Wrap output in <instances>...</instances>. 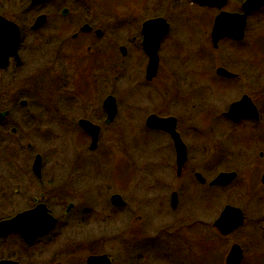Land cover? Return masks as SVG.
Returning a JSON list of instances; mask_svg holds the SVG:
<instances>
[{
	"label": "rangeland",
	"instance_id": "374dc122",
	"mask_svg": "<svg viewBox=\"0 0 264 264\" xmlns=\"http://www.w3.org/2000/svg\"><path fill=\"white\" fill-rule=\"evenodd\" d=\"M98 1L107 8L119 3L121 8L118 13L111 12L110 19L101 22L99 18L94 19L102 17L101 7L91 0H58L44 8L31 5L30 0H0L2 13L15 12L21 7L25 10L21 18L25 27L30 26L41 13L50 15L42 35L35 36L44 42L42 46H33L27 31L24 69L0 72V109L10 111L6 122L0 124V221L33 207V199L39 198L43 190L46 194L43 201L59 220L53 232L31 245L24 244L15 234L0 240V257L21 258L28 264H70L71 256L86 255L89 245H92L91 251L95 250L93 247L100 246L104 253L116 258L122 254L120 233H126L128 226L141 217L146 237L136 255L152 259L158 254H167L185 264H225L227 254L235 243L245 253L243 264H264V188L259 190L260 195L252 199L247 192L245 177L247 168L252 165L264 168V159L258 162L259 152H264V134L260 135V139L256 138L262 140L258 146L247 147L239 141L231 143L232 135L239 133L235 129L230 131L218 115L226 112L228 105L239 99L246 88L243 84L246 81L245 71L229 65L232 53L241 59L242 66L252 64L258 59L252 53L260 49L262 39L259 37L253 42L255 46L251 55L242 51L243 48L249 49L253 38L249 31L246 43L236 45L225 40L214 50L211 43L208 44L212 13L193 5L191 0ZM241 2L231 0L229 9ZM53 5L72 7L77 21L76 30L85 21H91L97 27L103 26L105 34L94 45L92 52L98 53L99 49L107 48L103 60L109 61L112 57L119 65L124 63L119 71L108 72V78L93 87L94 100L90 111L83 104H79L82 109L70 108L74 106L76 90L69 82L77 75L74 65L58 63L62 56L55 54L51 44L55 36ZM134 17L136 20H133ZM151 17L167 19L170 30L159 49L158 76L147 82L148 59L136 47L138 40L133 38L140 39V27ZM113 36L120 38L116 49L109 45L115 42ZM122 45L128 49L126 57H122L119 51ZM85 50L86 47L84 54ZM218 65L241 75L238 90L227 87L232 83L217 79L215 69ZM90 71L86 80L90 79ZM248 89L252 93L257 92L254 84ZM109 94L120 103L119 113L113 125L103 132L99 152L94 153L92 160L98 159L105 150L106 153L108 149L105 148H112L111 155L109 150L107 152V160L120 162L80 163L76 169L71 164V154L73 139L79 134L77 121L88 118L101 124L97 114L101 101ZM23 100L28 106H19ZM212 109L215 117L212 116ZM151 113L176 116L183 121V140L190 149L189 166L209 167L215 175L236 170L237 167L241 169H237L239 178L233 185L216 191L218 200L205 199L211 211L218 209L214 221L228 204L244 211L245 225L230 238L218 235L214 243L193 247L181 244L179 248L171 247L172 244L160 246L151 240L157 230L171 223L170 218L156 217L158 207L150 203L155 193L169 197V193L161 189L163 185L154 187L168 175L165 167L169 163L173 166L175 162V150L170 139L162 133L148 131L145 126ZM207 114L208 126L205 121ZM210 127L214 132L209 131ZM14 128H18L20 141L13 142L12 149H7L3 134L12 133ZM236 128L245 130L243 125ZM117 129L120 134L116 137ZM28 145H32L33 151ZM116 150L121 154H116ZM236 152H243L246 163H235L226 158V155ZM36 154L42 156L44 163L42 187L31 169ZM173 176L175 178V173ZM203 192L213 191L204 188ZM114 193L125 199L126 210H117L111 205ZM69 204H73L74 208L67 212ZM189 204L201 209L203 199L197 194L189 195L185 206ZM129 212L133 214V219ZM174 249L182 250L176 252ZM123 253L128 255L129 251L123 250Z\"/></svg>",
	"mask_w": 264,
	"mask_h": 264
},
{
	"label": "flooded vegetation",
	"instance_id": "af4514ba",
	"mask_svg": "<svg viewBox=\"0 0 264 264\" xmlns=\"http://www.w3.org/2000/svg\"><path fill=\"white\" fill-rule=\"evenodd\" d=\"M58 0H45L43 2H33V0H30V4L33 6H37V7H43L46 5H49L50 3H55ZM92 2H94V4H97L99 7H101L100 9L102 10L103 14L101 15L102 17H94V19H100L101 22H105L106 19H110L112 17V14H110L111 12H115L118 13V9L121 8L118 4L119 3H115L113 6L114 7H110L107 8L106 5L102 4L101 2H99L98 0H91ZM231 0H226L225 3L219 7V6H206L201 4L200 2H194L193 0H191L192 4L195 6H198L204 10L209 11L210 13H212L213 19H212V30L210 32V34L208 35V44L211 43V45L213 46L214 50H217L219 48V45L221 42L228 40L233 42V44L236 45H241L242 43H246V38H247V32L249 31L251 33V36L253 37L250 41V46L249 49L247 50V48H243V53L247 55V53L249 55H251L250 53L254 52V46L252 45L253 42H255V40H257L259 37L262 39V45L259 46V50L260 54H259V50L256 53H252V56L255 55L258 58L256 59V61L252 64H248V65H241V59L236 57H234V54L232 53L231 55V60L229 61V65L235 68H241L242 70L245 71V79L243 84L246 87L245 88V92L243 93V95H241L239 97V99L234 100L233 102L230 103V105H228V109L226 112H223L222 114L218 113L219 116L222 117V119L227 123V125L230 127V131L235 129V132H238L239 134H234L232 135L230 141L231 143H234L235 141H239L241 143L244 144V146L248 145H255L258 146L260 143H262V140H256V138L260 139L259 137H261L260 135L263 133L264 134V0H258L259 2V6L255 9H251L249 10L247 16H246V24H245V28H244V34H243V38L241 40H234L232 37L229 36H225L222 37L221 39H219V41L217 42V44H214L213 42V38H212V31L214 28V24L216 22V19L222 14V13H226V14H244L245 10L243 8V5L249 0H242L241 3L231 6V8L229 9V2ZM137 5V4H136ZM52 9L54 11V20H55V26H54V30H55V36L51 39V44L54 45V51L56 52L55 54L62 56L61 58H59L57 61L60 64H70V65H74L75 67V74L77 75L76 77L73 78V81L71 80L69 83L71 85H73L75 87V97H74V102L72 104H74V106L71 105V109L72 110H77V109H82L81 105L79 106V104H83L84 108L87 110L92 107V101L94 100L93 98V87L96 86L101 80L103 81L104 79L108 78V72L113 73L114 71H116L118 69H121L124 65L123 62L120 63V65L115 61V58L113 59L112 57H109V61L108 60H103V55L104 53L107 51V48L103 49H99L98 53H93L92 49L94 47V45H96L98 43V41L100 39H102V37L104 36L105 32H104V27L103 26H95V24H93L91 21H88L85 23H83L82 25H79L77 30H76V17L73 16V9L71 6H52ZM116 9V10H115ZM212 11H215L216 13L213 14ZM25 12L24 9L19 8L18 11L15 12H0V16L3 17L5 20H7L8 22H11L13 24H15L17 26V28L19 29L20 32V43L18 45V49H17V55H13L10 56L9 58V64L7 66H5L4 68L0 67V72H4L7 71L9 69H13V70H23L26 62H27V50L25 47V40L27 38V31L29 32L28 36L31 37L32 45L36 46H42L44 44V42L38 40L35 38V36L38 35H42V31L43 29H45V27L48 25L49 23V17L50 15H47L45 13H41L39 14L36 19L32 22V24L30 26H23L22 24V15ZM51 14V13H50ZM111 16V17H110ZM39 17H44V23L39 27V28H33L35 25V22L37 21V19ZM114 17L118 18L119 16L114 15ZM162 18L166 21L167 25H169V30H170V24L167 22V19L163 18V17H151L150 19L145 20L142 23V26L140 27V39L138 38H133L134 41L138 40V45L136 44V47L138 49H140L146 56V52H145V43H144V33H143V25L150 20H154V19H159ZM133 20H136V17H134ZM139 20V19H138ZM253 24V26H251ZM169 33V32H168ZM168 33L161 39L160 43H159V48H158V56H159V49L161 46V43L163 41V39L168 35ZM115 36V35H114ZM113 36V37H114ZM118 37V36H116ZM114 37L113 39L115 40V42L113 41L111 44L109 45H113L114 49L117 48V45H119L117 42L119 41L120 38H116ZM34 39L36 41H34ZM46 39V38H45ZM128 40V39H127ZM49 41V40H48ZM248 41V40H247ZM128 42L131 43V41L128 40ZM86 47L85 50V54L83 53V49ZM134 48V49H137ZM119 51L122 55V57H126L127 53H128V49L125 45L120 46ZM249 51V52H248ZM124 52V53H123ZM112 56V55H111ZM148 59V63H149V58L147 56ZM148 63L146 66V73H145V78L147 80V82H152L155 78H157L158 73H159V69L158 68V72L155 78H153L152 80H148L147 79V67H148ZM159 65H160V58H159ZM219 69H224L225 71H227L230 76H224V75H220L218 74V70ZM91 70V71H90ZM91 73V75H89L90 79L86 80V75L89 73ZM215 74L217 79L222 80L224 83H232L229 86H227L228 88H236L239 85L238 80H240V74L235 73V72H231V70L225 68L222 65H218L216 66L215 69ZM254 74H257L254 76ZM248 78V79H247ZM74 79H76L74 81ZM118 77H115V80H117ZM223 83V84H224ZM251 84H254L257 92L252 93L249 89L248 86H251ZM224 86V85H223ZM224 87V88H227ZM91 94L92 95H88L85 92ZM238 90V89H237ZM238 94V93H237ZM113 97L114 99V104H115V115L113 117V120L110 123H107L108 121V112L107 109L105 107V103L108 100V98ZM244 97L248 98L250 100V104L256 108L257 110V117L255 115H253V112L250 110H247L245 112L244 115H248L238 121H235L227 116H225L231 106H233V104L240 102ZM80 101V102H79ZM102 105L100 106V111L98 112L97 116L99 119V122L101 124H97L93 121H91L88 118H80L77 121V130H79V134H76V136L73 139L72 142V154H71V164L73 163L74 167L77 169L76 166H78L80 163H119L120 161L113 159L111 161L107 160V152L109 150L111 155V151H113L112 148H105L108 149L107 152L105 153V151H103V155L98 156V159L92 160V157L94 155V153H96V151L99 150L100 147V142H101V137L102 134L105 130H108L113 123L116 121L118 113H119V105L120 103L117 101V98L114 95H108L104 98L103 101H101ZM20 105L22 107H26L27 105V101L23 100L19 102ZM25 103V104H24ZM263 103V104H262ZM78 104V105H77ZM262 104V105H261ZM1 112H7V115L5 117V119L3 121H0V124H3L4 122H6L7 118L10 115V111L9 110H2L0 109ZM219 112V111H217ZM212 116L215 117L216 113L214 111V109H212ZM208 114H210L208 112ZM208 114L205 116V121H206V125L208 126ZM152 115H156L157 117L160 118H169V117H174L177 120V132L179 133V135L181 136V140L183 141V143L186 146L187 149V160L185 162V164L182 166V168L180 170H178V166H177V155H176V150H175V146H174V140L172 139V137L165 131L163 130H154V129H150L146 126V122H145V126L147 128L148 131H153L154 133H162L164 134L166 137H168L170 139V141L172 142L173 148L175 150V162L173 164V166H171V163H169L166 167H165V173L168 172V175H166L163 178V181H159L157 183L162 182L161 184H157L155 185L154 188L159 187L160 185H163L161 187L162 190H164L167 193H169V197L166 195H161L158 196L156 195V193L153 195V197L151 198V204L156 205L158 207L157 209V216H163L165 219L170 218L171 223L167 226V227H162L161 229L157 230L156 233L153 235V238L151 239L155 244L160 245V246H164L167 244H172L171 247L174 248H179L181 246V244H188L191 247L193 246H200L201 244L204 243H214V239L217 237L218 235L227 238L230 236H232L234 233L230 234L229 236H223L220 232L219 229L215 226L218 218H220L221 213L219 214V216L216 218V220L214 221L213 218L214 216L217 214L218 209H214L211 211L210 207L206 204L205 199L208 200H213L214 202L217 199V190L220 189H224L227 187H230L231 185H233L237 179L239 178V171H237V169H239L237 167L236 170H230V171H222L219 173H216L217 175H215V172L213 169L209 168V167H203L202 165H196V166H189V150L187 144L184 142L183 140V128L181 127L183 125V121L180 118H177L176 116H162L160 113H151ZM149 115V116H150ZM217 115V116H218ZM148 116V117H149ZM147 117V118H148ZM103 120V122H102ZM147 120V119H146ZM82 121H87L90 122L91 124L99 127L100 129V133H99V138H98V142L96 144V148L95 149H91V145H92V137L90 134H88L81 126V122ZM243 125L245 128V130H242L240 128H236L238 126ZM226 126V127H228ZM209 131H213L212 127L209 128ZM17 132H18V128H14L12 129V133H8V134H3V141L6 142L7 144V149H12V143L13 142H17L20 141V138L17 136ZM75 132V131H74ZM77 132V131H76ZM120 131H118V129L115 131V135L116 137L120 134ZM214 132V131H213ZM119 133V134H118ZM118 141V139H117ZM260 141V143H259ZM28 148L32 150V145H28ZM117 149V148H116ZM99 152V151H98ZM116 152V154H121L119 150L114 151ZM100 153V154H102ZM39 154H36L33 160V163L35 161L36 156ZM42 157V156H41ZM226 158L229 159L230 161H233L235 163H246L244 156H243V152H236V153H232V154H228L226 155ZM264 159V152L260 151L258 154V162H262ZM124 163V162H121ZM150 163V162H149ZM105 165V164H103ZM33 166V164H32ZM31 166V169H32ZM73 167V168H74ZM43 169H44V163H43V158H42V169H41V178H38L37 176H35V174L32 173L34 175V177H36V179L38 180V183L42 185V180H43ZM248 171L245 174L246 177V182H247V192L250 194V197H252V199L256 198L258 195H260V189L264 188V183L262 182L263 177H264V168L261 167V169L259 167H255L254 165L251 166V168H247ZM241 170V169H239ZM173 173H175V178L173 176ZM235 174L236 177L235 179L227 186H221V185H214L213 182L216 180V177H218L220 174ZM119 182V181H118ZM211 189L213 192H206V194H204L203 189ZM125 189V188H122ZM115 194V193H114ZM200 195L203 199V207L201 209H197L195 206L193 205H186L187 203V197L189 195ZM46 194L43 192L40 193V197L39 198H34L33 202L34 205L33 207H35L37 204L43 203L46 204L43 199L44 196ZM115 195H119V194H115ZM113 196V195H112ZM121 196V195H120ZM248 196V195H247ZM122 197V196H121ZM123 198V197H122ZM35 200H38L37 202H35ZM124 202L126 203L125 206H121V207H116L113 206L110 200V203L113 207H115V209L117 210H121L124 211L127 209V202L125 201V199L123 198ZM226 206H231V207H235L238 208L236 206L233 205H226ZM225 206V207H226ZM33 207L29 208L28 210L32 209ZM47 207L49 208V206L47 205ZM222 208L223 210L225 209ZM74 208V205L72 204V209ZM50 209V208H49ZM71 209V210H72ZM244 215V223L241 226V228L245 225L246 222V216L244 211L239 208ZM51 210V209H50ZM222 210V211H223ZM52 212V210H51ZM130 213V212H129ZM53 214V213H52ZM131 218L133 219V214L130 213ZM214 222H213V221ZM137 222H135L134 224H130L128 226V229L126 230V233H124V231H122L119 235V239H120V243H121V249H122V254L120 256H117L116 258L106 254L103 252V250L101 249L102 247L100 246H96L98 247L96 249V247L93 249H96L94 251H89L87 252L86 255H75V256H71L69 258V262L70 264H89L88 260L91 256H102V255H107L108 260L110 261L109 264H185L184 261H180L177 259H174L175 256H166V255H162V254H158L156 255L154 258L151 259V257H147V256H141V255H136V253L138 254L139 251V245L140 243H142L144 241L143 238H145V227L143 225H141L142 222V218L138 217ZM131 226V227H130ZM130 227V228H129ZM57 228V227H56ZM240 228V229H241ZM239 230V229H238ZM237 230V231H238ZM236 231V232H237ZM17 235V234H16ZM217 235V236H216ZM11 235H9L8 237H10ZM19 236V235H17ZM20 237V236H19ZM7 238V237H6ZM21 238V237H20ZM5 239V238H4ZM3 239V240H4ZM171 239V240H169ZM2 240V239H0ZM22 240V239H21ZM213 241V242H212ZM102 242V241H100ZM154 244V245H155ZM235 244V243H234ZM95 245V244H94ZM92 245H89V248L91 249ZM156 246V245H155ZM88 247V246H87ZM124 251H129L128 255L123 253ZM182 250V249H180ZM179 250V251H180ZM174 251H178L177 249H174ZM178 251V252H179ZM191 252V251H190ZM163 253V249L162 252ZM164 254V253H163ZM199 257L200 255V251L198 253ZM159 259V261L157 259ZM245 258V256H244ZM244 258H243V262H244ZM14 260L13 258H10V256L6 257V256H1L0 260ZM116 259V261H115ZM261 259V258H258ZM14 261L23 263V264H28L23 261H21V258H16ZM242 262V264H243Z\"/></svg>",
	"mask_w": 264,
	"mask_h": 264
},
{
	"label": "water",
	"instance_id": "95a60500",
	"mask_svg": "<svg viewBox=\"0 0 264 264\" xmlns=\"http://www.w3.org/2000/svg\"><path fill=\"white\" fill-rule=\"evenodd\" d=\"M45 0H33V2H43ZM194 2H200L206 6H219L221 7L226 0H193ZM258 0H249L244 5V14H226L222 13L214 24L212 31V38L214 44H217L219 39L225 36L232 37L234 40H241L244 34L246 16L251 9H255L259 6ZM44 23V17H39L35 22L33 28H39ZM145 52L149 58L147 79L152 80L156 77L159 68V56L158 46L161 39L169 32V25L162 18L147 21L143 25ZM20 43V32L17 26L11 22H8L0 16V67L4 68L9 64L10 56L17 55L18 45ZM124 53V52H123ZM218 74L224 76H230V74L224 69H219ZM250 100L244 97L240 102L233 104L229 112L225 115L235 121H238L248 115H244L247 110L253 112V115L257 117V110L250 104ZM25 104V103H24ZM105 107L108 112V121L110 123L115 115V104L113 97L108 98L105 103ZM7 115V112L0 111V121H3ZM82 128L91 135L92 145L91 149L96 148V144L99 138V127L91 124L87 121L81 122ZM146 126L154 130H163L167 132L174 140V146L177 155L178 170L186 162L187 149L181 136L177 132V120L174 117L160 118L156 115H150L146 120ZM42 169V157L37 155L32 166L33 173L38 178H41ZM235 174H220L213 182L214 185L227 186L234 179ZM262 182L264 183V177ZM38 200H35L37 202ZM111 203L113 206L121 207L125 206L123 198L120 195H113L111 197ZM72 209V204L67 208V212ZM244 223L243 212L239 208L226 206L223 212L218 218L215 226L219 229V232L223 236H229L237 231ZM58 224V219L53 216L51 210L46 204H37L30 210L20 212L13 216V218L0 221V239L11 234H19L23 241L30 245L41 238H45L51 233ZM244 258V252L241 247L234 244L226 257V264H242ZM89 264H109L110 261L107 255L91 256L88 260ZM0 264H23L14 260H0Z\"/></svg>",
	"mask_w": 264,
	"mask_h": 264
},
{
	"label": "trees",
	"instance_id": "16d2710c",
	"mask_svg": "<svg viewBox=\"0 0 264 264\" xmlns=\"http://www.w3.org/2000/svg\"><path fill=\"white\" fill-rule=\"evenodd\" d=\"M91 247H92V246H91ZM94 248H95V247H94ZM97 248H98V247H96V249H97ZM96 249H95V250H96ZM89 250H90V248H89ZM10 258H13V257L11 256Z\"/></svg>",
	"mask_w": 264,
	"mask_h": 264
}]
</instances>
